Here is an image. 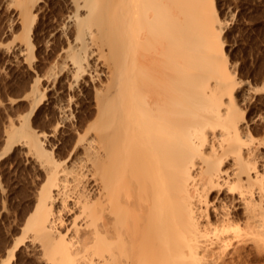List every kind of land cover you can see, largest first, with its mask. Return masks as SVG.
<instances>
[{
	"label": "bare ground",
	"instance_id": "bare-ground-1",
	"mask_svg": "<svg viewBox=\"0 0 264 264\" xmlns=\"http://www.w3.org/2000/svg\"><path fill=\"white\" fill-rule=\"evenodd\" d=\"M10 1L27 66L48 56L5 130L38 178L0 264H264V141L215 0Z\"/></svg>",
	"mask_w": 264,
	"mask_h": 264
},
{
	"label": "rangeland",
	"instance_id": "rangeland-1",
	"mask_svg": "<svg viewBox=\"0 0 264 264\" xmlns=\"http://www.w3.org/2000/svg\"><path fill=\"white\" fill-rule=\"evenodd\" d=\"M215 9L225 24L224 54L236 79L241 81L239 90L244 92L237 104L244 111L250 133L264 141V0H215ZM15 12L10 0H0V152L7 126L10 122L17 124L18 116L27 111L22 96L28 92L34 74L44 66L48 56L40 43L36 53L38 64L34 68L27 66L21 23ZM48 18L52 19V15ZM40 22L39 29L43 26ZM262 151L264 157V146ZM6 154L0 160V180L5 188L0 191V259L17 235L31 204L30 191L38 178L30 165L9 158V152Z\"/></svg>",
	"mask_w": 264,
	"mask_h": 264
}]
</instances>
